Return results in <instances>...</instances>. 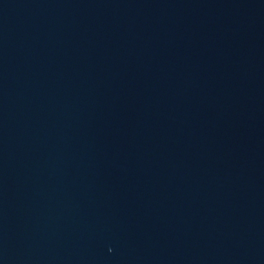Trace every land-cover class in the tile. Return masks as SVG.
Returning <instances> with one entry per match:
<instances>
[{
	"label": "water",
	"instance_id": "1",
	"mask_svg": "<svg viewBox=\"0 0 264 264\" xmlns=\"http://www.w3.org/2000/svg\"><path fill=\"white\" fill-rule=\"evenodd\" d=\"M0 264H264V0H0Z\"/></svg>",
	"mask_w": 264,
	"mask_h": 264
}]
</instances>
